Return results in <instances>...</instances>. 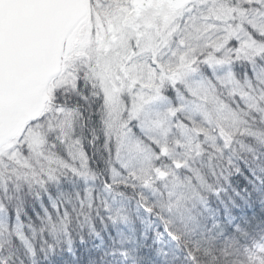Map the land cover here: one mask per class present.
Returning a JSON list of instances; mask_svg holds the SVG:
<instances>
[{"label":"trees","instance_id":"obj_1","mask_svg":"<svg viewBox=\"0 0 264 264\" xmlns=\"http://www.w3.org/2000/svg\"><path fill=\"white\" fill-rule=\"evenodd\" d=\"M240 6L250 5L243 3ZM249 30L254 40L264 47V37L259 34L264 30ZM231 42L238 46L225 57L230 70L241 83L264 91V83H249L246 77L249 67L245 62L264 55V50L256 52L244 44L234 43V40ZM206 53L210 55L208 51ZM69 62L65 65L76 74L75 83L51 88L52 103L37 121L29 125L43 136L42 153H35L29 146L21 145L27 165L15 169L0 166V202L5 206L0 215L1 222L8 230V236L0 247V255L10 256L8 264H33L14 233L17 211L22 230L32 244L37 248L55 244V253L48 257H37L35 264H264V219L253 213L250 223L246 222L235 234L224 236L222 231L217 230L218 226L206 225L201 209V202L209 198L206 185L212 182L208 173L213 169L231 171L232 187L238 192L247 193L249 198L253 189L245 179V176L250 178L246 170L251 169L257 175L264 176V100L257 96L260 103L255 106L238 96L223 95L233 111L242 118L243 127L229 136L230 147L227 149H223L224 135L221 134V139L215 143L201 141L198 151L187 155L195 174L183 167L179 170L181 176L178 182L198 175L203 184L196 185V190L183 189L180 185L174 187L175 193H170V185L161 179L150 187L128 186L121 180H110L112 169L122 173L125 170L122 167V150H119V158L116 153L117 146L121 148L119 137L112 134L107 124L101 128V120L109 116L110 106L105 95L104 111L96 107L97 102L93 99L104 92L84 69L74 64L71 66ZM194 66L222 93L224 87L209 79L204 61L199 60ZM161 73L158 72L157 88L162 89L161 93L175 104L174 86L169 87L165 79L167 74ZM78 74H82L79 79L84 81L79 92L76 91ZM181 91L184 92L183 87ZM122 101L125 110V105L131 102L129 90L122 91ZM56 108L69 112L66 125H62L64 114ZM132 127L136 137L148 141L134 124ZM250 132L258 136L249 135ZM54 133H58L55 138ZM94 134L101 137L95 143ZM105 134L116 141L112 154H109L103 142ZM77 140L83 143H76ZM217 147L223 151L218 152ZM81 151L86 155L87 180L71 171L72 168L78 170L83 167L79 156ZM58 160L62 163H58ZM229 160L241 168L242 175L235 173ZM49 175L56 179L49 181ZM93 175L94 179L91 178ZM18 176L21 178L17 179ZM106 183L111 184V190L105 187ZM153 187L155 191H152ZM257 195L264 196V189ZM53 203L59 211L53 208ZM145 203L153 207L152 214L145 212L142 206ZM262 203L264 200H257V204ZM45 210L52 217L51 223ZM261 210L264 211V208ZM109 216L115 217L116 222L113 223ZM163 220L169 222V227L177 235L176 242L166 236L157 239V233L164 231ZM69 238L72 241L70 245L67 243ZM189 255L193 257L192 260L188 259Z\"/></svg>","mask_w":264,"mask_h":264},{"label":"rangeland","instance_id":"obj_2","mask_svg":"<svg viewBox=\"0 0 264 264\" xmlns=\"http://www.w3.org/2000/svg\"><path fill=\"white\" fill-rule=\"evenodd\" d=\"M243 3L250 6H240ZM257 4L261 6L257 7ZM249 28L264 30V0H192L177 11H172L166 2L154 0L139 13L133 8V0H89L86 23L69 64L84 69L90 78L99 83L110 106V130L119 137L122 161L128 166L125 173L118 171L120 175L116 181L121 180L128 186H142V182L129 173L140 175L147 172L151 178L150 184L156 183L159 179L155 177V168L160 166L166 170L163 182L170 185V193H175L174 187L180 185L183 189L191 190H196V185L202 186L203 181L197 178L198 175L178 182L181 176L179 170L183 167L195 174L187 155L198 151L201 141L215 143L221 139L222 133L231 136L243 127L242 118L233 111L223 95L238 96L255 106L260 103L257 96H264L262 89L258 91L254 85L241 83L225 59L227 54L230 55L236 49L231 46L233 40L252 51L264 50L251 36ZM178 49L181 52L187 49L192 54L194 70L184 73L173 85L176 95L174 104L161 92L157 96L155 90L159 71L163 75L167 74L166 84L171 85L168 79L170 72L163 65L177 60L173 53ZM209 57L212 60L209 67L218 73L215 81L224 87L222 93L214 82L206 79L194 66L197 61L205 62ZM75 80L76 74L65 65L50 90L74 84ZM182 87L184 92L181 91ZM125 89L130 91L137 115L144 119L146 135L166 142L173 150L168 159L162 161L152 156L151 160H146L145 156L156 145L148 139L146 141L136 135L125 134L126 123L120 119L124 111L122 91ZM170 108L176 109V118L169 116L160 125L161 117ZM58 111L64 114L62 125H66L69 112L62 109ZM130 133H134L133 127ZM129 140L138 145L137 150H129ZM21 145L29 146L35 153H42L44 139L38 130L28 124L19 138L0 149V166L3 169L27 165ZM172 162L183 165L175 168ZM58 163L62 161L58 160ZM84 170L83 167L78 168V171ZM152 191H155L154 187ZM150 196L153 197L151 192ZM1 218L2 215L0 245L8 236L7 226L1 222ZM19 224L22 225L20 221Z\"/></svg>","mask_w":264,"mask_h":264},{"label":"snow or ice","instance_id":"obj_3","mask_svg":"<svg viewBox=\"0 0 264 264\" xmlns=\"http://www.w3.org/2000/svg\"><path fill=\"white\" fill-rule=\"evenodd\" d=\"M44 0H0V53L3 50V43L5 37L10 34L19 24L21 18L25 15V13L33 8L39 7ZM99 2V0H98ZM103 6V4H102ZM257 7H260L261 4H257ZM180 7V5H177ZM262 37H264V32L259 33ZM233 48L237 47L238 45H231ZM174 56L177 57L175 62H170L163 67L170 72L168 79L171 81V85L176 84V80L182 76L186 72L193 71L192 68V54L185 49L184 51H180L179 49L177 52L173 53ZM212 62L211 57H209L204 62V68L207 69V74L210 80H216L218 73L209 67V64ZM248 64L249 71L246 73V77L249 83L256 81L264 83V55H260L255 57V59H247L245 61ZM215 63H223V61H215ZM78 78L76 81V91L79 90L84 86V81ZM218 82V81H217ZM169 85V87H171ZM157 96L162 91L160 88H156ZM85 102H87V99ZM97 103L96 107H99L102 111H104L105 107V100L104 94L101 93L98 96L93 98ZM264 100V96L261 97ZM176 113L175 108H170L169 112L161 117L160 125H163L169 116L173 119L176 118L174 115ZM121 121L126 123V127L124 128V132L126 135H135L134 133H130V129L135 125L138 132L142 135H145V139H148L150 143L156 145V147L152 148L148 155L145 156L146 160H151L152 156H155L157 159H161L162 161L168 159L172 154V149H170L166 142H161L158 140H154L146 135V129L144 127V119L142 116L137 115L136 109L132 106L131 102L125 105V110L123 115L120 116ZM182 124V122H180ZM105 124H107L108 128H111V119L105 116V119L101 120V128H104ZM95 133V130H93ZM53 137L58 135V133L52 134ZM166 135V133H165ZM224 135V144L223 149H227L230 147L228 140L230 137L228 134L222 133ZM249 135L258 136L257 133H249ZM100 136L93 135V143L100 140ZM104 144L106 145V150L109 154L113 153V145L116 144V141L110 135H103L102 137ZM59 141H57L58 143ZM76 143H83L80 140H77ZM181 146L182 145H178ZM199 147V145H197ZM128 148L130 151H135L138 149V145H134L131 140L128 142ZM223 149L217 147L218 152H222ZM119 146L116 148L117 158H119ZM251 151V149H249ZM81 160L83 161V168L84 171H78L75 168H72L71 171L77 175L82 176L85 180L89 178V172L87 170V162H86V155L83 151L79 153ZM229 165L235 169L236 174L242 175V170L239 166L233 165L231 160H229ZM122 167L125 168V171H128L127 164L122 163ZM227 171V174L225 172ZM250 174V178L245 176V179L248 181V184L252 186L253 192L251 198H249L247 193L238 192L234 189L230 183V178L232 177L233 173L228 171L224 168H220L219 170L213 169L208 173V176L212 177V182L206 185V190L209 193V198L203 200L201 202V209L204 212L205 223L208 227L218 226L217 230L222 231L224 236H230L237 232L238 229H241L245 226L246 222L250 223L253 213L260 219H264V211L261 209L264 208V203L257 204L258 199L264 200V196H258L257 192L261 189H264V176L257 175V173L251 169L246 170ZM119 172L115 169L111 170L110 180L115 182L116 177L119 176ZM129 175H134L137 180H140L144 186L150 187V177L148 176L147 172H144L140 175H136L134 172H130ZM166 175V170L160 166L155 168V177L157 179H161ZM21 177L18 176L17 179ZM94 179V175L91 177ZM24 179H27V176H24ZM49 181H54L56 179L55 176L49 175L47 177ZM41 185L43 186V181H41ZM105 187L108 190H111V184L106 183ZM51 199V198H49ZM143 199V197H141ZM144 210L148 214H152L153 207L149 204H143ZM53 208L59 211L57 205L53 203ZM5 210V206L2 202H0V211ZM45 214L48 216L49 222H52V217L48 214L47 210H45ZM119 215V214H117ZM121 219H126L125 217H120ZM15 219L17 223L14 226L15 235L20 242L21 247L24 249L26 254L32 258L33 264H35L36 258L43 255L48 257L55 253V244H47L44 247L37 248L34 244H32L23 234L22 232V225L19 224V211L15 214ZM109 219L112 220L113 223L116 222V218L113 216H109ZM163 233H157V239H161L166 236L170 241L176 242L177 235L169 227V222L167 220H163ZM44 229L41 228V232ZM33 235H35V230H33ZM67 236V233H65ZM58 242V241H57ZM67 243L70 245L72 243L71 239L67 240ZM2 247V245H0ZM127 253H125V256ZM10 256H2L0 255V264H8V260ZM189 260H192L193 257L190 255L188 256Z\"/></svg>","mask_w":264,"mask_h":264},{"label":"water","instance_id":"obj_4","mask_svg":"<svg viewBox=\"0 0 264 264\" xmlns=\"http://www.w3.org/2000/svg\"><path fill=\"white\" fill-rule=\"evenodd\" d=\"M154 0H133L139 13ZM172 11L191 0H156ZM89 0H44L8 34L0 53V149L37 121L51 102L50 85L72 57L88 16ZM180 5V7H177ZM177 167L181 164L176 163Z\"/></svg>","mask_w":264,"mask_h":264}]
</instances>
